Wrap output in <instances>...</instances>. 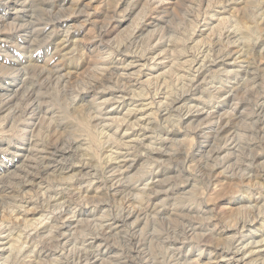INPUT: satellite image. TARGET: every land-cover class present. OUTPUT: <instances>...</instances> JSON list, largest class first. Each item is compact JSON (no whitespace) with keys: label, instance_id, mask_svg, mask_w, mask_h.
<instances>
[{"label":"clouds","instance_id":"1","mask_svg":"<svg viewBox=\"0 0 264 264\" xmlns=\"http://www.w3.org/2000/svg\"><path fill=\"white\" fill-rule=\"evenodd\" d=\"M0 264H264V0H0Z\"/></svg>","mask_w":264,"mask_h":264}]
</instances>
